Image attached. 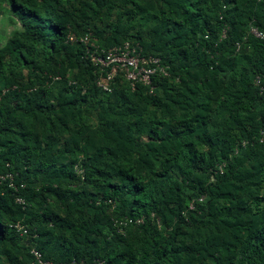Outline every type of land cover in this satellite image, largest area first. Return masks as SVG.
Here are the masks:
<instances>
[{"label":"trees","instance_id":"1","mask_svg":"<svg viewBox=\"0 0 264 264\" xmlns=\"http://www.w3.org/2000/svg\"><path fill=\"white\" fill-rule=\"evenodd\" d=\"M0 25V264H264V0H0ZM69 34L167 72L106 92Z\"/></svg>","mask_w":264,"mask_h":264},{"label":"built area","instance_id":"2","mask_svg":"<svg viewBox=\"0 0 264 264\" xmlns=\"http://www.w3.org/2000/svg\"><path fill=\"white\" fill-rule=\"evenodd\" d=\"M252 34L264 41V33L256 28L252 29ZM68 41L71 43H81L87 46V55L90 62L98 71L97 85L106 92H111L113 86L118 80L128 83L132 90L137 85L151 86L153 76L158 72H167V66L161 63L159 58L144 54V50L139 43L126 41L121 45L110 48H103L97 45V39L91 34L75 35L69 34ZM256 85L260 88L261 94L264 95V77L257 76ZM261 141L264 140V128L260 132ZM19 202H22L18 199ZM137 224L143 223V218L136 221ZM18 230L23 233L27 231L19 224L16 225ZM35 264H54L50 261H43L42 255L38 250L33 249ZM101 264L95 261L93 264ZM83 264V263H82Z\"/></svg>","mask_w":264,"mask_h":264},{"label":"rangeland","instance_id":"3","mask_svg":"<svg viewBox=\"0 0 264 264\" xmlns=\"http://www.w3.org/2000/svg\"><path fill=\"white\" fill-rule=\"evenodd\" d=\"M4 30H6L7 32H9V30H11V27L7 25V27L4 28L3 25H0V33H1V32L3 33Z\"/></svg>","mask_w":264,"mask_h":264},{"label":"clouds","instance_id":"4","mask_svg":"<svg viewBox=\"0 0 264 264\" xmlns=\"http://www.w3.org/2000/svg\"><path fill=\"white\" fill-rule=\"evenodd\" d=\"M223 37H225V33L223 34Z\"/></svg>","mask_w":264,"mask_h":264}]
</instances>
